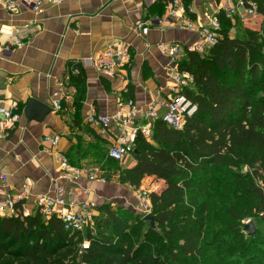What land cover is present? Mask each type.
<instances>
[{
  "label": "trees",
  "instance_id": "obj_1",
  "mask_svg": "<svg viewBox=\"0 0 264 264\" xmlns=\"http://www.w3.org/2000/svg\"><path fill=\"white\" fill-rule=\"evenodd\" d=\"M255 1L264 17V0ZM219 17L217 45L205 54L186 48L180 64L193 76L185 94L197 112L181 130L161 117L150 140L138 134L133 168L108 159L107 172L122 185L165 182L149 196L156 228L109 204L98 206L85 236L39 212L0 216V264H264V36L243 29L232 37L233 23ZM70 67L81 70L71 80L80 79L82 68ZM255 214L257 233L245 235L242 220ZM85 240L90 248L81 253Z\"/></svg>",
  "mask_w": 264,
  "mask_h": 264
},
{
  "label": "crops",
  "instance_id": "obj_2",
  "mask_svg": "<svg viewBox=\"0 0 264 264\" xmlns=\"http://www.w3.org/2000/svg\"><path fill=\"white\" fill-rule=\"evenodd\" d=\"M168 1L62 0L60 4L45 3L40 13L20 3L14 15L0 5V99L6 106L15 105L14 112L20 115L13 128L0 130V188L7 184L11 192L27 190L29 215L38 210L40 195H74L98 206L110 195L112 190L99 181L83 179L74 183L70 174L61 169L56 150L46 138H60L57 152L72 167L109 175L102 155L106 161L109 159L108 152L119 137L118 131L112 126L104 134L101 127L87 122L88 115H113L123 102L132 100L141 107L136 126L145 125L147 105L166 102L169 97L165 77L168 59L160 45H179L184 58L187 47L202 43L198 33L159 24L167 16ZM214 7L213 0H181L178 13L207 23ZM139 21L149 25L148 35L136 32ZM116 43L131 47V62L124 69L126 79L101 76L94 67L80 64V79L74 77L61 86L70 63H84ZM71 88L76 93L62 98L71 94ZM32 98L54 109L43 122H28L25 118L24 109ZM61 99L62 110L57 111L54 105ZM166 113L164 106L159 117ZM122 165L133 168L134 155ZM1 176H6L7 181H2ZM154 180L147 179L144 185L150 187L149 182ZM158 181L163 186L161 192L166 184Z\"/></svg>",
  "mask_w": 264,
  "mask_h": 264
},
{
  "label": "built area",
  "instance_id": "obj_3",
  "mask_svg": "<svg viewBox=\"0 0 264 264\" xmlns=\"http://www.w3.org/2000/svg\"><path fill=\"white\" fill-rule=\"evenodd\" d=\"M215 3L214 12L208 17L207 23L194 21L187 18L184 14H179L181 8V0H169L167 3V16L163 20H159V24L176 27L181 31H190L198 33L202 39L200 46L187 47L189 50L198 51L199 53H209L213 49L220 37V14L229 19L233 24L238 20L253 19L259 15V4L255 0H213ZM62 0H0V5L4 7L11 15L18 12L19 5L32 9L35 12H42V5L45 3L60 4ZM153 25V23L151 24ZM136 32L143 36L148 35L150 30L149 25L139 21L135 24ZM3 31L0 30V35ZM12 34H10L11 36ZM14 35H12L13 37ZM16 42V41H15ZM18 43V42H16ZM162 54L168 59L165 65V77L169 84V97L166 102L154 101L147 105L145 115L148 119L147 123L141 127L136 126V119L141 114V107L134 101L129 100L123 102L121 108L113 115H100L92 112L87 117L89 124L102 128L104 134H108L110 127H115L119 137L110 147L109 158L124 162L128 157L134 155L135 147L134 140L138 134H142L145 138L150 139L152 136L153 126L155 121L159 120V110L166 106L167 113L162 117V120L167 126L181 130L188 117L193 116L197 112V106L186 96V89L191 88L194 84L193 76L186 71L181 70L180 64L182 61L181 47L179 45H160ZM131 62V47L127 44L116 43L100 54H96L80 64L94 67L101 76L119 77L126 79L124 69ZM81 73L78 67H70L66 77L61 81V86L66 85L71 81V76H76ZM71 94H66L62 98H67L76 93V89H70ZM1 97V94H0ZM58 101L54 108L57 111L62 110L61 101ZM15 105L6 106L0 99V130H7L14 127L19 120L20 115L15 113ZM48 142L58 156V163L61 169L70 174L74 183L88 180L91 182L99 181L107 184L108 179L102 175H97L91 169H80L72 167L67 158L57 152L60 142L59 137H47ZM1 180L6 182V176H1ZM27 186L24 185V188ZM262 187V186H261ZM29 192L23 190L21 192H11L7 189V184L4 188H0V216L2 217H20L21 215L28 216L26 200ZM150 193L147 191H137V197L142 201L145 212L151 213L152 205L150 201ZM39 212L46 219L56 217L61 221L63 228L70 235L82 234L88 230H92L95 226L96 217L98 216V205L91 201H81L78 197L71 195L69 198H63L56 194L40 195L37 198ZM79 210H75L76 207ZM250 221L245 222L248 224ZM245 224V225H246ZM90 242L85 240L81 244V253L89 250ZM85 264V263H79Z\"/></svg>",
  "mask_w": 264,
  "mask_h": 264
},
{
  "label": "rangeland",
  "instance_id": "obj_4",
  "mask_svg": "<svg viewBox=\"0 0 264 264\" xmlns=\"http://www.w3.org/2000/svg\"><path fill=\"white\" fill-rule=\"evenodd\" d=\"M234 27L232 29V33L234 36H237L240 31H243V29H251L254 31H258L262 36H264V17L263 16H257L253 19H246V20H238L235 24H233ZM231 33V34H232ZM223 79L229 82H233L235 80V77H232L229 73H224L221 75ZM193 86H191L192 88ZM190 88V89H191ZM261 92L257 93V96L260 95ZM133 159V158H131ZM111 161V160H110ZM114 162V161H112ZM102 163L104 164V167H108V160L106 161L105 159L102 160ZM123 162H118V167L119 169L123 168ZM110 173V172H109ZM105 177L108 179V183L105 184L106 186L109 187L111 191L110 195L105 196L103 200V204H109L112 206H117V207H122L123 209L134 213L137 216H145L147 213L145 212L144 206L142 201L137 197V191L139 190H145L148 193H153V192H160L161 189H163L160 184V181L154 180L153 182H149V186H145L144 183L138 188L134 189L131 188L130 186L127 185H122L118 182V175L116 174H105ZM160 185H159V184ZM155 184L154 187H151V185ZM157 184V185H156ZM118 190V191H117ZM114 192V193H113ZM113 193V194H112ZM98 217H100V211H97ZM256 215V214H255ZM260 218V216L256 215V219L254 217H249L244 220H242V225L246 224L245 222L247 221H253L254 223H257V220ZM257 226V225H256ZM96 228V222L95 226ZM263 231V236L258 238V244L264 249V225L262 227ZM244 233H246L244 231ZM246 233L245 235H247ZM254 237V236H253Z\"/></svg>",
  "mask_w": 264,
  "mask_h": 264
},
{
  "label": "water",
  "instance_id": "obj_5",
  "mask_svg": "<svg viewBox=\"0 0 264 264\" xmlns=\"http://www.w3.org/2000/svg\"><path fill=\"white\" fill-rule=\"evenodd\" d=\"M53 110L54 109L51 106L39 101L38 99L32 98L24 109V115L28 122H43ZM134 153L137 154V151L135 150ZM143 220L153 229L156 228V222L152 213L146 214ZM244 231L250 236H255L257 233L256 224L253 221H250L245 225Z\"/></svg>",
  "mask_w": 264,
  "mask_h": 264
}]
</instances>
